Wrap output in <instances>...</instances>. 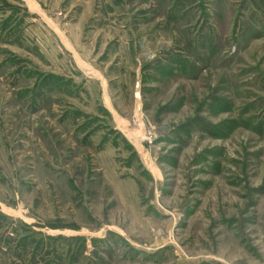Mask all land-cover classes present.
Masks as SVG:
<instances>
[{
  "label": "rangeland",
  "instance_id": "1",
  "mask_svg": "<svg viewBox=\"0 0 264 264\" xmlns=\"http://www.w3.org/2000/svg\"><path fill=\"white\" fill-rule=\"evenodd\" d=\"M0 264H264V0H0Z\"/></svg>",
  "mask_w": 264,
  "mask_h": 264
},
{
  "label": "bare ground",
  "instance_id": "2",
  "mask_svg": "<svg viewBox=\"0 0 264 264\" xmlns=\"http://www.w3.org/2000/svg\"><path fill=\"white\" fill-rule=\"evenodd\" d=\"M126 132V131H125ZM143 138L142 135H140L139 133L135 132L133 134L130 135V139L136 144V142H140L141 139Z\"/></svg>",
  "mask_w": 264,
  "mask_h": 264
},
{
  "label": "water",
  "instance_id": "3",
  "mask_svg": "<svg viewBox=\"0 0 264 264\" xmlns=\"http://www.w3.org/2000/svg\"><path fill=\"white\" fill-rule=\"evenodd\" d=\"M136 97H138V95L136 94Z\"/></svg>",
  "mask_w": 264,
  "mask_h": 264
},
{
  "label": "trees",
  "instance_id": "4",
  "mask_svg": "<svg viewBox=\"0 0 264 264\" xmlns=\"http://www.w3.org/2000/svg\"><path fill=\"white\" fill-rule=\"evenodd\" d=\"M21 246H22V244H21Z\"/></svg>",
  "mask_w": 264,
  "mask_h": 264
}]
</instances>
